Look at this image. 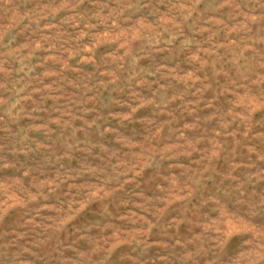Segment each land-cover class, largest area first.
Instances as JSON below:
<instances>
[{"label":"rangeland","instance_id":"rangeland-1","mask_svg":"<svg viewBox=\"0 0 264 264\" xmlns=\"http://www.w3.org/2000/svg\"><path fill=\"white\" fill-rule=\"evenodd\" d=\"M0 264H264V0H0Z\"/></svg>","mask_w":264,"mask_h":264}]
</instances>
